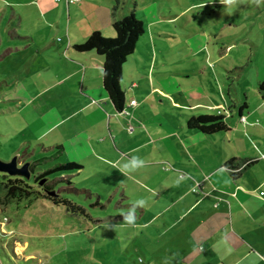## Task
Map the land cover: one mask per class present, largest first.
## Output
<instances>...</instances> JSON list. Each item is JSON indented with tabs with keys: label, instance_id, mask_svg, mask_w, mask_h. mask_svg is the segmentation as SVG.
Wrapping results in <instances>:
<instances>
[{
	"label": "rangeland",
	"instance_id": "rangeland-1",
	"mask_svg": "<svg viewBox=\"0 0 264 264\" xmlns=\"http://www.w3.org/2000/svg\"><path fill=\"white\" fill-rule=\"evenodd\" d=\"M26 1L0 0L1 161L8 162L17 157L19 166L25 162L32 164L42 157L51 156L49 148L57 143L56 140L68 145L70 139L67 134L71 123L68 120L59 123L62 117L60 99H52L50 93L43 92L45 81L56 79V71L50 72L55 64L49 60L50 56H38L36 51L44 48V41L54 47L53 51H68L70 40L67 37L82 44L85 42L84 34L91 32L92 26L100 29L103 37L114 38L115 31L111 24L109 27L106 24L109 17L104 16L107 9L112 20L129 16L135 9L136 18L144 23L148 31L142 36L141 43L151 35V31L156 33L155 29L150 28L152 21L160 23L166 34L160 40L165 42L160 67L148 71L146 65L149 66V62L141 45L129 59L126 70L133 66L136 70L134 73L139 74L137 81H141V84L134 91L136 95L131 91L125 93L124 86L128 88L131 84L125 76L124 89H121L126 94V104L134 97L137 104L146 108V105H150L153 112L161 114L158 109L161 98L150 94L151 83L147 82L148 74L154 73L148 79L168 91L167 94L164 92L167 99H164L162 106L177 102L182 103L183 107L209 109L206 113L227 115L225 123L232 129L228 133L206 136L194 131L206 140L201 142L199 148L210 149L219 159L230 153H253L250 140L249 150H239V144H242L239 138L243 136L247 139V135H244L245 129L239 123L238 110L247 102L251 110L244 109L246 116L249 114L247 111L264 112V107H260L264 101L258 94L264 79V0H80L76 7L82 5L86 11L92 9L97 12L96 17L91 15L89 22L82 12L76 13L78 17L74 18L75 9L67 20L69 16L63 10L65 0H34L37 4L27 8L4 4ZM56 8L60 15L56 14ZM13 10L22 15V22ZM68 27L70 32L66 34ZM155 38L158 39L157 36ZM215 40L219 41L220 46L224 44L225 49L228 43L231 46L227 58L215 68L201 62L203 54L196 58L195 63L184 55L185 44L188 43L193 50L203 46L206 52H212L213 57L218 56ZM28 43L32 46H27ZM233 61L234 66L230 64ZM197 64L206 68L204 75L208 73V79L204 82V78L195 73L197 79L192 80L189 87L187 82L182 87L185 81L178 73L193 69ZM46 67L49 70L43 69ZM171 71L177 74H174V78L160 75ZM213 71L222 75L220 91L218 84L213 88ZM186 101H189V105L185 104ZM216 105H219L218 108H215ZM132 116L131 113L126 119L136 134L141 124L133 122ZM132 133H128V136ZM250 133L253 136V130ZM244 146L247 147L245 143ZM82 155L66 147L63 156L56 161L35 165L31 178L26 181L27 186L33 192L47 195L36 178L57 163L80 162L84 170L56 173L46 179L50 184L58 183L54 187L58 194L86 208L90 218L100 222L73 216L63 206L58 207L48 199L40 198L31 204L25 199L8 200L0 206V264H169L164 260L178 259V255L175 257L172 254L182 251L179 248L199 243L197 239L185 242L180 237L181 246L178 247V240L170 239L174 233L161 234L164 230L162 224L156 222L149 228L143 227L145 219L140 222L136 208L135 222L126 223L121 214L136 206L138 199L146 201L150 195L124 178L112 163L91 156L87 159ZM22 178L0 173L2 184L9 179ZM66 180H71L72 186L78 190H90L93 196L65 191L69 187ZM122 195L128 199H123ZM97 200L105 209L91 208ZM154 212L157 213V209L149 211L146 217ZM192 230L196 231L198 227ZM192 230L188 229L187 232L192 233ZM202 231V227L199 228L198 234L201 235ZM205 248L206 244L202 249Z\"/></svg>",
	"mask_w": 264,
	"mask_h": 264
},
{
	"label": "crops",
	"instance_id": "crops-1",
	"mask_svg": "<svg viewBox=\"0 0 264 264\" xmlns=\"http://www.w3.org/2000/svg\"><path fill=\"white\" fill-rule=\"evenodd\" d=\"M67 1H64L63 7L69 16L67 20L70 19L74 9L76 10L74 18L78 17L76 16L78 12L84 14L87 22L92 18L91 15L96 17V11L88 10V8L86 11L82 5L75 6L80 0L70 4ZM222 3L226 4V1ZM4 4L15 8L19 6L27 8L35 6L37 2L27 0L25 3L6 2ZM57 12L58 8H56V14L60 15ZM16 16L22 22V15L16 14ZM104 16L110 18L108 9L104 12ZM109 18L106 19L108 27L109 24L112 26L113 22L112 18ZM53 24L57 25V22L53 21ZM224 26L227 25L224 24ZM150 28L155 29L156 33L151 31V35L142 43L141 37L136 46V50L140 45L145 49L144 55L149 62V66L146 65L148 71L160 67V56L165 52L162 50L165 42L160 40L162 36H166L156 20L151 22ZM94 31L103 34L100 29L92 26L91 32L84 34L85 40ZM69 32L70 27L66 34ZM147 32L145 29V35ZM216 37L218 35L214 38ZM67 38L70 40L68 51L62 49L53 51L54 47L50 43L45 44V41V46L43 45L45 49L36 51L38 56H50V59L48 57L46 59L55 64L50 72L56 71V79L45 81L43 92L50 93L52 99H60L62 113L60 116L62 117L59 123L62 124L66 120L71 123L67 134L70 139L68 145L56 140L57 143L49 148V151H52L51 156H56L57 160L63 156L66 147H69L80 155L84 154L87 159L91 156L97 157V160L112 163V166L117 167L124 178L129 179L130 183L150 195L141 208L139 205L135 206L139 212L140 222L145 219L143 227L149 228L156 222L162 224L164 230L161 234L164 236L174 233L170 239L172 241L177 239L178 247L181 246L180 237L184 241L199 240L200 244H189L188 247L179 248L182 251L172 254L175 257L178 255V259L164 260L169 264H264V112L247 111L248 116L244 114V111L241 116L238 113L239 123L245 129L244 135H247V139L243 136L239 138L243 144H239L241 145L239 150L240 152L249 150L248 141L250 140L253 143V153L238 152L235 155L230 153L219 159L210 149L199 148L201 142L206 141L205 138L200 135L201 132L195 134V130H189L187 127L188 118L216 114L208 113L209 109L205 108L183 107L182 103L177 102L162 106L165 103L164 99H167L165 94L168 91L148 79L154 73L148 74L147 82L151 83L150 94L161 98L159 101L161 106L157 105L161 114L153 112L150 105H146L148 106L146 108L145 105L137 104L134 97L126 104V94L124 111L117 112L103 88V57L94 52L74 51L73 46L78 43L73 42L69 36ZM30 40L34 43L32 38ZM26 45L32 46L30 43ZM214 46L218 55L215 57L211 54L212 52H206L203 46L193 50L192 46L186 43L184 55L195 63L196 58L203 54L201 62L209 63V66L215 68L218 63H223L227 58L231 46L228 43L225 49L224 44L220 46L219 41L216 40ZM128 61L122 68L121 87L123 89L125 87V93L131 91L136 95L134 91L140 88L141 81H137L139 74L134 73L136 70L133 66L126 70ZM230 64L234 66L235 62ZM236 67L239 68L237 65ZM43 69L49 70L48 67ZM205 70L206 68L199 64L188 71L182 70V73H178L185 81L181 86L184 87L187 82L189 87L191 81L197 79L195 73L203 77L205 82L208 79V73L204 75ZM213 72L215 75L213 88L218 84L220 91L222 75L217 71ZM174 74L175 72L171 71L160 75H170L174 78ZM125 76L131 81L128 88L123 87ZM181 86L177 85V87ZM261 98L264 101L262 96ZM131 101H135L136 104L132 106ZM185 104L189 105V101ZM218 106L216 105L215 108ZM260 107L263 109L264 102L260 104ZM246 110H251L247 102ZM131 113L134 118L132 121H138L139 125L141 124L136 134L126 119ZM242 118L244 121H241ZM229 128L228 132L232 130L231 127ZM252 130L253 136L250 133ZM130 132L134 133L128 136ZM134 156L143 159V166L136 169L125 168L124 165L129 164ZM47 157L50 156L43 158ZM231 158L251 159L255 165L248 168L238 179H234L231 171L226 168V162ZM79 163L75 162L82 166ZM82 169L84 170L83 166ZM123 194L125 195V191ZM122 198L126 199L123 195ZM154 209H157V213L154 212L147 218L148 212ZM196 227L198 230L202 227L201 235L198 234V230H196L197 233L192 230ZM188 229H191L192 233H188ZM205 244L207 248L202 249Z\"/></svg>",
	"mask_w": 264,
	"mask_h": 264
},
{
	"label": "trees",
	"instance_id": "trees-1",
	"mask_svg": "<svg viewBox=\"0 0 264 264\" xmlns=\"http://www.w3.org/2000/svg\"><path fill=\"white\" fill-rule=\"evenodd\" d=\"M205 2L207 0H198ZM135 8V7H134ZM112 28L115 31L114 38H105L100 32H93L88 36L82 44H75L73 50L78 53L94 52L95 54L103 57V88L109 96V100L114 109L121 113L125 108V93L121 89L122 83V68L127 63L128 59L136 51V46L142 35H145V26L141 20H138L135 16V9L128 16L113 20ZM259 94L264 98V83L258 88ZM246 109V103H243L239 108V115ZM226 117L222 114L216 115H199L187 119V127L189 130L199 131L204 133L206 136L215 135L217 133H225L230 130L229 126L225 123ZM62 150L61 147H58ZM56 160V156H50L47 158H40L36 162L30 164V171L33 173L35 165L45 164ZM255 165V162L251 159H237L231 158L226 162V168L231 171L232 178L238 179L248 168ZM243 167L242 169H240ZM82 170V166L75 164V162L65 164H55L52 168L48 169L43 175L36 178V181H44L42 186L44 192L47 195H42L41 192H33L29 186H27V180L22 178L20 180L6 181L5 184L0 182V206L6 201L12 200H26L28 204H31L37 199H48L56 206H63L67 213L73 216H79L87 218L94 223L100 222L99 220H93L87 213V209L74 204L71 200L58 194L54 187L58 184L52 183L46 179L56 173H64ZM63 183V182H61ZM69 187L65 191L72 192L74 194H86L87 197L93 196L90 190L82 189L78 190L74 188L71 180H66ZM50 192H55V195H49ZM98 197V196H97ZM100 207L105 209V206L96 201L91 208Z\"/></svg>",
	"mask_w": 264,
	"mask_h": 264
},
{
	"label": "water",
	"instance_id": "water-1",
	"mask_svg": "<svg viewBox=\"0 0 264 264\" xmlns=\"http://www.w3.org/2000/svg\"><path fill=\"white\" fill-rule=\"evenodd\" d=\"M0 173L8 174L11 177H23L26 180H29L32 176L30 164L25 162L23 165L19 166L17 157L8 162L0 160ZM43 183L44 181H40L39 185H43ZM49 195H55V192H50Z\"/></svg>",
	"mask_w": 264,
	"mask_h": 264
},
{
	"label": "clouds",
	"instance_id": "clouds-1",
	"mask_svg": "<svg viewBox=\"0 0 264 264\" xmlns=\"http://www.w3.org/2000/svg\"><path fill=\"white\" fill-rule=\"evenodd\" d=\"M144 164L143 159H140L138 157H132L131 161L129 162V164H125L124 167L125 168H131V169H136L138 167H142ZM144 200L143 199H138L137 201H135V205H139V206H143L144 205ZM135 206H133L132 208H130L127 213H122L121 215L123 216V220L128 223V224H133L136 220V216H135Z\"/></svg>",
	"mask_w": 264,
	"mask_h": 264
},
{
	"label": "built area",
	"instance_id": "built-area-1",
	"mask_svg": "<svg viewBox=\"0 0 264 264\" xmlns=\"http://www.w3.org/2000/svg\"><path fill=\"white\" fill-rule=\"evenodd\" d=\"M76 1H79V0H68L67 3L70 4V3H74V2H76ZM130 104H131L132 106H134L136 103H135V101H131ZM241 121H244V118H242Z\"/></svg>",
	"mask_w": 264,
	"mask_h": 264
}]
</instances>
